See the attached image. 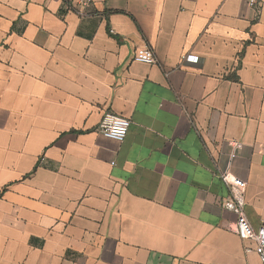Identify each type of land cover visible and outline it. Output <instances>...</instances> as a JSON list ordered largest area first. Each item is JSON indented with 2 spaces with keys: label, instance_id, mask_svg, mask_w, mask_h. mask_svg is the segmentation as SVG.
<instances>
[{
  "label": "crops",
  "instance_id": "0c3cea01",
  "mask_svg": "<svg viewBox=\"0 0 264 264\" xmlns=\"http://www.w3.org/2000/svg\"><path fill=\"white\" fill-rule=\"evenodd\" d=\"M249 1L0 0V264H261L220 178L246 182L257 229L264 0ZM145 46L156 64L134 61ZM106 114L131 122L122 143L96 131Z\"/></svg>",
  "mask_w": 264,
  "mask_h": 264
},
{
  "label": "built area",
  "instance_id": "2783aa9c",
  "mask_svg": "<svg viewBox=\"0 0 264 264\" xmlns=\"http://www.w3.org/2000/svg\"><path fill=\"white\" fill-rule=\"evenodd\" d=\"M64 2L68 10H76L75 6L84 9L92 5V0H64ZM249 4L254 9L259 8L257 0H250ZM134 61L153 65L156 64V57L154 51L150 47L145 46L135 52ZM130 127L131 122L128 119L113 114H106L103 116L96 131L107 139L122 143L126 139ZM232 145L238 146L236 143H232ZM234 157L235 154H232L231 158ZM220 178L230 193L229 197L222 203L223 209L236 216L235 231L237 235L242 240L255 243V251L261 264H264V220L255 229L247 218L245 212L246 182L236 177L230 170L221 172Z\"/></svg>",
  "mask_w": 264,
  "mask_h": 264
}]
</instances>
